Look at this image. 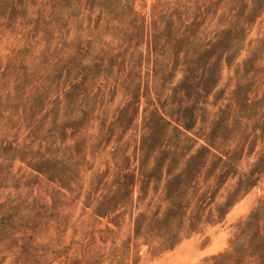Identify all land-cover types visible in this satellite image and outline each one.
<instances>
[{"label":"rangeland","instance_id":"374dc122","mask_svg":"<svg viewBox=\"0 0 264 264\" xmlns=\"http://www.w3.org/2000/svg\"><path fill=\"white\" fill-rule=\"evenodd\" d=\"M158 1L0 0V264H204L225 252L243 264H264V8L251 27L245 26L248 32L241 33L243 42L233 52H227L230 33H221L238 21L242 0H198L199 13L189 9L195 16H184L180 30L194 37L192 44L179 46L190 51V59L184 62L182 52L176 58L175 47L160 52L169 69L186 63L197 70L198 122L188 133L196 141L193 153L198 159L204 145L226 162L221 170L211 157L199 160L203 168L194 198L190 190H178L173 179L167 185L169 195L181 193L180 205L190 207L181 227L192 215L197 230L181 232L172 247L159 249L162 226L150 218L167 212L161 201L165 181H150L143 195L137 183L120 209L103 218L93 214L100 196L112 195L122 157L129 159L125 165L135 160L130 168L138 165L135 148L158 135L150 103L174 104L172 89L185 87L179 85V72L165 82L153 81L154 56L150 61L147 50L150 11ZM161 1L186 8L197 4ZM252 4L246 0L247 8ZM256 41H261L257 62L243 70ZM223 51L229 61L240 53L229 69L223 60L218 93L206 97L201 87L212 71L218 74L214 62ZM59 60L68 61L71 73L57 69L50 75ZM246 73L253 78H244ZM47 76V92L36 98L35 89ZM62 84L73 101L64 112L57 106ZM136 100L138 120L126 124V106ZM164 139L175 141L172 135ZM207 139H214L213 146ZM62 166L73 181L72 193L50 182L61 177ZM140 214L150 229L135 238L133 221Z\"/></svg>","mask_w":264,"mask_h":264},{"label":"trees","instance_id":"16d2710c","mask_svg":"<svg viewBox=\"0 0 264 264\" xmlns=\"http://www.w3.org/2000/svg\"><path fill=\"white\" fill-rule=\"evenodd\" d=\"M242 1H244V3H242L243 12L241 15L237 16L238 21L231 23V28L229 30H224L221 32L230 33L231 35L230 49H227L229 50L227 52H233V49L237 48L239 44H242L243 39H241V33L248 32V29L245 28V26L251 27L256 22V20L261 17V11L264 8V0H251L253 4L250 8H247L246 0ZM242 1H240V3ZM189 9H193L199 13L201 9L199 1L197 0V4L194 3L192 8H186L179 3H174V5L171 6L169 3L162 2L161 0L151 7L150 17L152 35L148 42L147 53L149 58L151 55L154 56L152 59L153 81L165 82V79L169 75L174 77L179 72L182 76L179 85H184L185 87H181V89L178 87L172 89L173 96L169 99H175L177 97V102L174 104H164L160 103L159 101L160 107H156L154 103H150V105L153 106V110L150 111V115L155 120L158 135L156 134L150 145H145V143L141 141L139 146L135 148V153H137V151L140 153L138 165H134L132 168H130L131 165L135 163V160L132 163L125 165V161L129 159L125 156L122 157V163L120 165L117 164L118 172L116 173V181H114L110 186V191L112 188H114L112 195H101L100 200H97L98 202L95 209H93V214L95 216L101 218L106 217L110 213L120 209L127 203V201H129L137 183H140V192L142 193L141 195H143L145 187L148 183H150V181H154L155 183L165 181L164 190L166 192V196L162 198L161 201L168 205L167 212L161 214L160 217H158L159 213L156 212L155 214H152V217L150 218V222L157 223L162 226L161 231L163 233L160 237L161 242L159 243V249L164 248V250L169 249L175 244V240L178 238L181 232L182 234L188 233L189 235L190 233H193L197 230V219H195L192 215L187 219L189 220V225L186 228L181 227L183 218L188 210H190V207H182L180 205V201L183 198L181 193L180 196L176 195L177 192L172 193L173 195H169L170 193H168L167 185L170 179L176 181V187L178 190L182 189V193L190 190L192 192V198H194V196L197 194V174H199L203 168V165L199 163V160L201 162V160L203 161V159L206 160L207 158L211 157L217 164L216 168H220L221 170L226 163L220 156L213 153L210 148L204 145H201L198 150L200 153V157L198 159L197 151L193 153L196 141L192 139L188 133H192L197 128L198 122L197 70L195 71L192 69L190 71L186 63L182 69H176L173 67L169 69L168 66L163 63V60H159L163 59V56L160 52L167 47H175L173 52L176 58H178L182 52L184 54V62L190 59L188 56L190 51H183L181 49L179 51V46L182 44V42H189L190 40L192 44V39H194V37L190 36L187 31L186 33L183 32L180 34V30L183 27V17L185 16V18H188L189 14L192 15V17L195 16L192 11L188 13ZM251 17L252 21H249V18ZM240 19L242 21H239ZM161 42H163V44H161ZM216 43L217 42H215V44L211 43L210 45L213 46L216 45ZM248 43L251 45L252 41ZM260 51L261 41H256L255 46H253V48L248 51L247 59L242 62L243 70L244 67L253 66L257 62L255 58L257 57V54L260 53ZM223 52L224 53H222L220 57H216L214 62L216 67H220L218 74L217 72L215 73V70L212 71V77L208 81V85H206V87H201L200 93L206 97H209L210 95H214L215 97L217 95L216 93H218L216 88L219 84V74L221 72L223 60L229 69L232 66L233 61L236 60L240 53L239 51L235 58L232 61H229L228 57L223 59V56H226L224 55L226 54V51ZM62 63H64V66ZM57 69L66 71V74H68V72L71 73L72 71L67 60H59L57 63H55L53 65V71L50 75L56 72ZM248 75L249 73H246L243 75V77L247 80H251L253 76L250 77ZM215 78L218 79L215 81ZM1 79L2 75L0 77V80ZM48 83L49 79L47 76V78L43 80V83L40 84V87L35 89L36 98H40L43 94H45V92H47L46 90L49 87ZM65 86L66 84H62L60 91L62 92L63 98L57 103V106H61L63 112L73 103L71 100L72 94L69 92L70 90L67 92L63 91ZM180 92L184 93V98L179 96ZM248 100V97H246V100L243 103L245 107L249 106ZM229 102L231 104L232 99H229ZM217 104L218 102L215 100L213 105L216 106ZM236 105L238 107V102ZM126 107V116L123 120L126 121V124L134 125L138 120L139 100L129 102ZM159 108L165 112L160 114ZM236 113L238 117V112L236 111ZM63 116L67 117L65 113ZM142 120L144 123L142 130L147 131L148 126L144 122L146 121V118L143 117ZM56 121L57 118L54 119L53 124H56ZM199 123L203 124L204 122L200 120ZM123 124L124 123L120 125V128L122 131L127 132L129 127H125ZM60 129H62L61 126ZM136 129L137 126L135 125L134 131H136ZM148 133L149 132H147V134ZM167 135H172L175 141L170 143V141L164 139ZM207 140V144L209 146H213L214 139ZM227 160L229 159L227 158ZM150 162L153 163V166L148 169ZM67 173L68 171L66 168L62 166L61 177L59 175V177H55L54 179L50 180V182L56 184L59 188L65 189L69 193H72L73 190L71 189L70 184L73 181L68 179ZM153 174H158V178ZM94 178L97 180L101 178V176L98 175ZM207 182V180L204 181V183ZM95 193H97V191ZM138 199L140 200L141 196H138ZM195 209L197 210V201L195 203ZM143 217L144 216L140 214L133 221L132 231L135 238L142 236V234H146V231L150 229V225H143ZM233 258L234 257L232 253H219L217 255L211 256L209 259H205L204 264H207L208 262H211V264H243V259L234 260ZM262 258V260H264V254Z\"/></svg>","mask_w":264,"mask_h":264}]
</instances>
